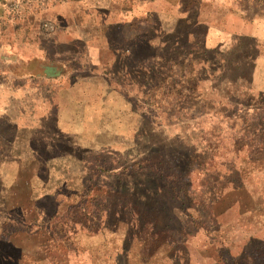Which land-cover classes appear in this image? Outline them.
<instances>
[{"label":"rangeland","instance_id":"obj_1","mask_svg":"<svg viewBox=\"0 0 264 264\" xmlns=\"http://www.w3.org/2000/svg\"><path fill=\"white\" fill-rule=\"evenodd\" d=\"M153 30H133L135 59L108 77L130 100L124 113L101 107L114 92L99 78L79 77L73 145L51 124L47 139H25L23 168L0 179V264H214L249 242L264 264V97L246 110L248 93L214 81L221 68L183 30L163 51L146 44Z\"/></svg>","mask_w":264,"mask_h":264},{"label":"crops","instance_id":"obj_2","mask_svg":"<svg viewBox=\"0 0 264 264\" xmlns=\"http://www.w3.org/2000/svg\"><path fill=\"white\" fill-rule=\"evenodd\" d=\"M140 27L154 29L146 44L162 51L183 30L192 49L221 68L214 81L264 96V0H0L3 183L8 172L23 168L25 139H47L48 124L73 145V129L85 125L80 101L72 97L84 81L79 77H97L101 88L114 92L101 107L126 111L130 100L108 77L135 59L132 45L139 37L133 30ZM120 28L132 31L125 41L114 37ZM143 61L150 65L151 58ZM240 67L251 68L246 80Z\"/></svg>","mask_w":264,"mask_h":264},{"label":"trees","instance_id":"obj_3","mask_svg":"<svg viewBox=\"0 0 264 264\" xmlns=\"http://www.w3.org/2000/svg\"><path fill=\"white\" fill-rule=\"evenodd\" d=\"M234 88H236V89H234ZM238 88H244V89H241V90H243L244 92L248 93V96H250L249 101L246 102V103H243L245 108H246V110H248V109H256V108H258V106L261 103H263V99H261V97H264V96H259L260 97V99H259V97L254 95L252 92L247 91L244 86H241V87L240 86H236V87L235 86H233V87L229 86L228 89H231V91H234V92H238L240 90ZM231 95H230V97H231ZM231 102L232 101H230L229 104ZM243 104H242V107H243ZM234 106L238 107L239 104H237L236 101H235ZM159 158L165 160V158L162 157V156H160ZM147 161H149V160H147ZM228 186H230V188ZM239 188H240L239 181H238V183H234V182L225 183L223 185H220V187L218 188V192H216V194H217V196H223V195H226L229 192L236 191ZM176 196L179 197L178 195H176ZM144 226H146V223H145ZM168 232H170V229H168L166 227L164 230H161V231H157V230H155L154 232L151 231V234H155V235L160 237V235L167 234ZM252 243L253 242H249V244L246 246V250L240 256L231 257V258H220V260L218 262L214 263V264H256V258L254 257V254H255V252H257L259 250V248H255L254 249L255 251H251L252 248H254V246H253L254 243L253 244ZM262 252H263V249H262ZM172 254H171V257H173V255H174V254L173 255ZM177 254H179V253H177ZM174 257H175V260H173L174 264H185L186 263V261L183 260L184 254L182 255V259L178 255H174Z\"/></svg>","mask_w":264,"mask_h":264}]
</instances>
